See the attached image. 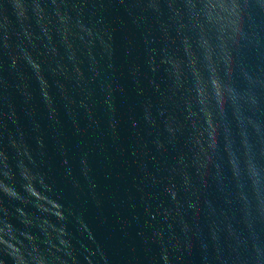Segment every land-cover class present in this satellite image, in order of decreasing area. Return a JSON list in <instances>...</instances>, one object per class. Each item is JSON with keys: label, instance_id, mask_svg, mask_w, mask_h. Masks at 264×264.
Instances as JSON below:
<instances>
[{"label": "water", "instance_id": "1", "mask_svg": "<svg viewBox=\"0 0 264 264\" xmlns=\"http://www.w3.org/2000/svg\"><path fill=\"white\" fill-rule=\"evenodd\" d=\"M0 264H264V0H0Z\"/></svg>", "mask_w": 264, "mask_h": 264}]
</instances>
